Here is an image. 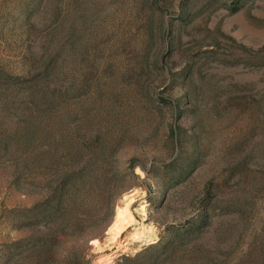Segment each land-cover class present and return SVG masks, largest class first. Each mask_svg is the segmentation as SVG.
I'll return each mask as SVG.
<instances>
[{
    "label": "rangeland",
    "instance_id": "rangeland-1",
    "mask_svg": "<svg viewBox=\"0 0 264 264\" xmlns=\"http://www.w3.org/2000/svg\"><path fill=\"white\" fill-rule=\"evenodd\" d=\"M123 256L264 264V0H0V264Z\"/></svg>",
    "mask_w": 264,
    "mask_h": 264
},
{
    "label": "trees",
    "instance_id": "trees-1",
    "mask_svg": "<svg viewBox=\"0 0 264 264\" xmlns=\"http://www.w3.org/2000/svg\"><path fill=\"white\" fill-rule=\"evenodd\" d=\"M144 169V168H142ZM69 182L64 181L60 189L53 190L47 200L44 202L48 208L38 212L40 205H35L31 209L27 210V217L36 218L39 221H45L46 223H53L57 220L58 212L61 209L66 210L67 205L71 201V193L69 189ZM208 225V216H200L196 222L191 223L188 227L183 228L182 231L177 232L176 241L178 243L185 242L187 239L197 236L206 226ZM160 241L156 242L155 245L150 248L155 249L159 246ZM42 248L46 251L48 255L52 252L53 247L50 243H45ZM132 258L123 256L119 259L116 264H121L122 262H130Z\"/></svg>",
    "mask_w": 264,
    "mask_h": 264
},
{
    "label": "bare ground",
    "instance_id": "bare-ground-1",
    "mask_svg": "<svg viewBox=\"0 0 264 264\" xmlns=\"http://www.w3.org/2000/svg\"><path fill=\"white\" fill-rule=\"evenodd\" d=\"M127 206L125 208H118L117 210V215L114 224L110 227L109 231L112 237V240L116 239L120 233L125 230V221H126V212ZM153 243L156 242L155 240L152 239H145V243Z\"/></svg>",
    "mask_w": 264,
    "mask_h": 264
}]
</instances>
